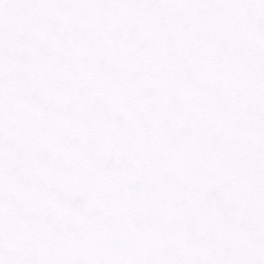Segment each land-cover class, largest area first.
<instances>
[{
	"label": "snow or ice",
	"instance_id": "snow-or-ice-1",
	"mask_svg": "<svg viewBox=\"0 0 264 264\" xmlns=\"http://www.w3.org/2000/svg\"><path fill=\"white\" fill-rule=\"evenodd\" d=\"M0 264H264V0H0Z\"/></svg>",
	"mask_w": 264,
	"mask_h": 264
}]
</instances>
